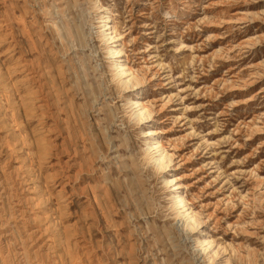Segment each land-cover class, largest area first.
Here are the masks:
<instances>
[{"label": "rangeland", "instance_id": "1", "mask_svg": "<svg viewBox=\"0 0 264 264\" xmlns=\"http://www.w3.org/2000/svg\"><path fill=\"white\" fill-rule=\"evenodd\" d=\"M0 264H264V0H0Z\"/></svg>", "mask_w": 264, "mask_h": 264}, {"label": "bare ground", "instance_id": "2", "mask_svg": "<svg viewBox=\"0 0 264 264\" xmlns=\"http://www.w3.org/2000/svg\"><path fill=\"white\" fill-rule=\"evenodd\" d=\"M35 2V1H34ZM100 9V8H99ZM60 13H62V12H60ZM106 19H107V21L109 22L110 21V17L109 16H107L106 17ZM62 20V19H61ZM14 26V25H13ZM31 27V26H30ZM43 27V26H42ZM11 28V27H10ZM78 29H79V27H77ZM111 30H114V28L113 27H111ZM47 31V30H46ZM48 32V31H47ZM50 32V31H49ZM67 33H68V35H69V37H73V38H81V34H80V32H77L76 31V28L75 29H73L72 27L70 28V27H68L67 28ZM117 33V32H116ZM52 35V34H51ZM41 36V35H40ZM110 39V38H109ZM108 39V40H109ZM107 40V39H106ZM53 41V40H52ZM107 42V41H106ZM121 53V51L119 50V49H115V50H113L112 51V54L114 55V56H117V55H119ZM115 67V66H114ZM128 74H129V76H132V72H131V69L129 68L128 69ZM126 88V87H125ZM41 98H43V97H41ZM46 98V97H45ZM47 100V99H46ZM45 101V100H44ZM43 101V102H44ZM44 104V103H43ZM136 105H139V107H141L142 109H145V107H144V105L142 104V103H139V102H137L136 103ZM139 119V118H138ZM158 145H159V143H158ZM161 167V166H160ZM142 168V167H141ZM179 198V197H178ZM174 205V204H173ZM178 207H180V208H184V201H183V199L182 198H180L179 199V201H178ZM179 209V208H178ZM180 210V209H179ZM188 216V215H187ZM193 218V217H192ZM197 224V223H196Z\"/></svg>", "mask_w": 264, "mask_h": 264}]
</instances>
